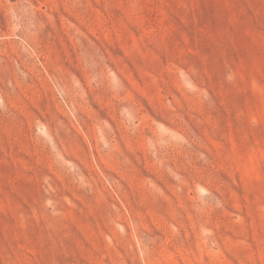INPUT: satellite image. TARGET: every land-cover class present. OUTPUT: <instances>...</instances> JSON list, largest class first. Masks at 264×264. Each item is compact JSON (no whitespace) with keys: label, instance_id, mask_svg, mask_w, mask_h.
<instances>
[{"label":"rangeland","instance_id":"obj_1","mask_svg":"<svg viewBox=\"0 0 264 264\" xmlns=\"http://www.w3.org/2000/svg\"><path fill=\"white\" fill-rule=\"evenodd\" d=\"M0 264H264V0H0Z\"/></svg>","mask_w":264,"mask_h":264}]
</instances>
